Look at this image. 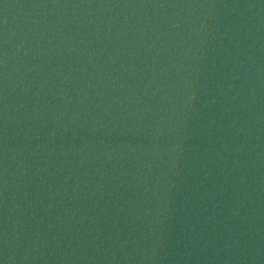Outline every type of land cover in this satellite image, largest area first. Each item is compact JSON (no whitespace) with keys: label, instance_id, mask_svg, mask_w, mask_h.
Instances as JSON below:
<instances>
[{"label":"water","instance_id":"1","mask_svg":"<svg viewBox=\"0 0 264 264\" xmlns=\"http://www.w3.org/2000/svg\"><path fill=\"white\" fill-rule=\"evenodd\" d=\"M0 264H264V0H0Z\"/></svg>","mask_w":264,"mask_h":264}]
</instances>
